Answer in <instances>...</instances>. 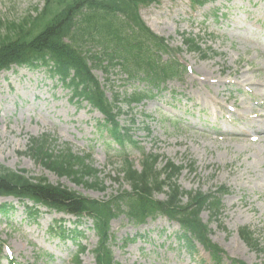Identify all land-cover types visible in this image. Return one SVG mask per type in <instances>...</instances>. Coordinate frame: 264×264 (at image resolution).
Returning <instances> with one entry per match:
<instances>
[{"label":"rangeland","instance_id":"obj_1","mask_svg":"<svg viewBox=\"0 0 264 264\" xmlns=\"http://www.w3.org/2000/svg\"><path fill=\"white\" fill-rule=\"evenodd\" d=\"M37 5L38 0H0V17L10 20H19L28 11L37 7ZM236 68V66H233L231 69L233 71ZM204 70L205 77H212L213 79H215L217 78L218 74H220V70H218L216 66H213L212 61H208L205 64ZM11 78V82L15 81V83H19L21 89L20 91H23L24 89L22 87V83L20 82L21 75H17ZM1 86L2 84L0 85V87ZM218 91L223 92V87L218 86ZM56 93L60 95L59 89L56 90ZM13 95H15V91L11 93V96ZM41 95L43 97L39 99L36 105L40 110H42L43 115H41V117L37 116V118H39L40 121H44L42 118L48 119L45 120L46 123H48V125L46 126H49L55 118L61 120L58 116H61L63 120L74 118L78 123L80 122V120L78 119H86L90 117V115L86 114L83 110L75 111L72 105L66 103L67 98L52 100L49 98V95L43 94V91H41ZM4 104L5 102L0 101V105H2V107L4 106ZM28 126L30 128L29 136L26 135V132H20L19 130L10 132L8 128H4V126L0 124V165H4L8 168H15L17 166H20L21 168L27 169L30 175L38 176L36 174H40L47 177V179L53 184H60L70 190L76 191L77 193L90 198H105L108 195L112 194L111 192H115L114 190L117 188V186L112 181H110V179L105 180L106 186H108V188L106 195H103L93 190L77 187L68 179H57L54 175L41 170L37 164H35L30 158L24 155L29 138L36 137V135L39 134L38 131L41 128V123L33 120L31 123H28ZM92 131L93 128L90 125L86 126L85 132L81 135V137H87L88 133ZM63 132H66L69 135L72 134L69 126L67 125L65 126V130ZM156 132L159 135L164 136L163 130L161 128L156 127ZM59 139L60 142H64L66 140L60 137ZM180 140L182 142L181 138ZM192 141L195 143V140ZM73 142L74 144L71 140L74 151H82L85 148V144L81 141V139H75ZM213 144V141L210 139L208 143L202 140V142L196 143L194 147L199 150L203 145L212 146ZM183 146H185L184 143L182 147ZM256 149L260 150V152L261 150L264 151V144L262 146L256 145ZM178 157L181 159L180 156ZM201 158L202 161L205 162L206 157ZM95 165L99 166V163H95ZM261 170H264V167H261L256 160H249L248 162L243 163L241 167L232 170V173H230L228 176V180L232 181V183H234L237 187H246L247 197L242 201L230 199L229 197L226 198V206L223 214V219L229 227L241 226L247 223L252 225L254 228H261V239L264 244V223L261 217V214L264 213V175ZM218 179L220 181V176ZM181 184H183L184 187L189 186L187 188H192L186 180H183V183ZM254 199L257 200L259 212L251 211L249 207H246V204L253 201ZM45 220L46 219L44 218L42 222ZM203 220H206L205 214L203 215ZM119 226V222L116 221L115 223H113L112 228L115 230ZM29 231H32L37 235V233L34 232L32 228H29L27 232ZM213 237H215L216 239H222L224 243L229 247L232 245L231 236L222 232H217V229L215 228H213ZM0 239L6 240V243L12 249L14 256L20 261H23L25 259V253L29 251V244L33 242L31 241L30 233H28V235H11L10 233L5 231L0 235ZM120 252L122 251H119L118 253ZM118 253L115 252V254ZM237 254L245 255V258L249 262V264H264V253H253L251 251H248L244 247H241L237 250ZM88 259L90 258H85L83 264H90V261H88ZM122 261L124 264H129V261L125 260L124 258H122ZM165 264H179V261L175 259L169 260L166 261Z\"/></svg>","mask_w":264,"mask_h":264},{"label":"trees","instance_id":"obj_2","mask_svg":"<svg viewBox=\"0 0 264 264\" xmlns=\"http://www.w3.org/2000/svg\"><path fill=\"white\" fill-rule=\"evenodd\" d=\"M50 165H53L50 169L57 172L58 175H66L69 177H73L74 181H76L77 183H80L82 181V179L85 177V175H88V172H78V171H73V167L75 166V163L71 162V157L66 155V156H62L60 161H57L55 163H52ZM135 182L137 184L141 183L140 179L135 180ZM133 182V184L135 185L136 183ZM1 187L3 189H8V186L5 183H0ZM86 186H89L85 183ZM42 193V197L56 202V203H68L70 207H73V210H78L80 208V201L77 200H71L69 199V197L66 194L60 193V192H54V193H47L45 191L39 190Z\"/></svg>","mask_w":264,"mask_h":264}]
</instances>
